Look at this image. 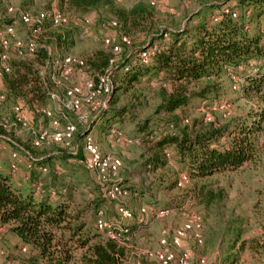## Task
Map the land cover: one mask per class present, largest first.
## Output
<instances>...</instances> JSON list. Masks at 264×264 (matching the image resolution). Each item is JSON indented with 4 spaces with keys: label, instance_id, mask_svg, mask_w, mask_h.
<instances>
[{
    "label": "rangeland",
    "instance_id": "374dc122",
    "mask_svg": "<svg viewBox=\"0 0 264 264\" xmlns=\"http://www.w3.org/2000/svg\"><path fill=\"white\" fill-rule=\"evenodd\" d=\"M115 1L125 8L132 7L138 1L146 2ZM156 1V6L146 2L152 18L141 26L126 31L120 23L118 27L109 26V22L116 18L103 9L79 14L61 6L57 0H19L15 5L17 12L9 15L6 11L8 0H0V28L14 24L16 35L27 40L33 37L35 27L20 21L18 15L21 11L61 12L68 21L63 27L69 31L72 43L63 51L57 48L56 43L48 44L46 38L39 44L48 48L52 59L71 55L84 61L85 67H76L69 81V85L80 86L89 79L96 82L97 76L103 72L91 65V62L97 60L99 53L121 60L143 47L150 37L159 38L158 34L163 30L187 29L189 34H195V27L200 23L216 25L214 18L220 17L224 9L234 10L238 17H243L245 29L250 34L264 33V19L253 16L254 6L246 0ZM222 7L225 8L222 10ZM85 19L89 20L86 25ZM122 36H127L130 43L123 44ZM168 39L169 34L165 41ZM159 43H163V40L157 39L155 45L158 46ZM113 45H118L120 51L115 52ZM9 54L10 61L21 59L13 46ZM138 58L140 59V54ZM246 73V68L224 67L219 76L190 84L189 93L193 98L188 105L174 113L158 109L163 102V93L167 95L173 90V85L166 80L143 77L130 88L117 93L114 91L109 96L92 95L83 89L80 96L82 112H70L62 125L70 121L77 126L73 146L78 144L85 132H91L103 154L121 158L123 166L119 178L128 193L118 201L109 199L106 186L99 183L95 174L87 167L82 152L81 159L70 157L63 160L60 152L67 151V148L54 143L39 149L45 154L52 153L48 170L41 172L36 179L31 175L28 179H23L22 188L31 187L37 194L43 190L64 196L72 214L78 217L77 223L85 225L84 233H98L104 239H110V235L100 232L96 227L99 212L102 211L106 219L118 220L117 207L120 204L130 207L135 218L123 222V226L129 231L122 235L115 233V239L127 250L124 264H159L150 254L164 250L161 240L166 239L170 244L177 229L196 216L202 219V230L198 233L201 241L197 240L194 232H190L182 243L183 249L190 253V264H199L198 261L202 258L208 264H264V130L259 135L256 160L237 170L199 179L190 176L189 168L179 162L177 150L172 145L165 148V153L170 156L163 158L162 165L151 164L154 155L152 147L156 139L143 140L144 134L139 131V126L147 123L153 131V138L166 132L185 130L193 134H215L220 144L230 143V132L239 121L247 120L251 115L264 116V94L245 90L248 86ZM53 89L59 100L64 98V87ZM58 99L48 97L42 107L58 112L61 108V101ZM14 103L16 102L13 100L8 102L7 114H12ZM123 105L131 110L124 114L123 120L112 123L109 131L99 130L97 125L102 123L99 121L102 113L107 108ZM220 105L225 108H220ZM23 107L25 120L31 127L51 129L49 120L38 115L29 105ZM28 129L12 132L10 136L6 134L10 141L0 140V168L10 169L11 151L15 143L23 147L30 144L31 132ZM25 156L22 152L18 169L11 171L12 175L22 178V175L26 176L31 172L28 167L30 162ZM183 174H188L190 180L178 187L177 181ZM33 184H41L39 192ZM210 193L216 195V198L207 204ZM54 201L53 199L52 203ZM142 207L147 209L144 214L140 213ZM56 234L60 236L62 232L56 231ZM167 248L176 255L180 252L171 245ZM82 253L83 250L77 251L78 256ZM0 264L48 263L40 259L37 250L14 235L9 225L0 222Z\"/></svg>",
    "mask_w": 264,
    "mask_h": 264
},
{
    "label": "trees",
    "instance_id": "16d2710c",
    "mask_svg": "<svg viewBox=\"0 0 264 264\" xmlns=\"http://www.w3.org/2000/svg\"><path fill=\"white\" fill-rule=\"evenodd\" d=\"M57 1L61 6L79 14L103 9L115 16V20L126 31L152 18L149 5L144 1L136 2L130 8L119 6L115 0ZM246 1L254 6L253 16L264 19V0ZM231 13L236 12L232 10ZM231 13L222 11L220 17L214 18L216 25L198 24L195 34H189L187 29L163 30L158 34L159 38L150 37L143 47L121 60L99 53L91 65L104 71L113 61L115 93L130 88L143 77L170 82L173 90L167 95L163 93V102L158 108L168 113H174L189 104L193 98L189 93L190 84L217 77L224 67L246 68L248 86L245 90L264 94V33L250 34L245 29L243 17H238L237 13L233 17ZM36 28H39V42L46 38L48 44L56 43L62 51L72 43L70 33L63 25L53 26L50 21H46ZM168 34L169 39L165 41ZM157 39L163 40V43L156 45L158 51L150 57L148 63H143L138 58L140 52L154 46ZM50 59L52 55L44 45L39 47L33 59L11 61L12 72L2 79L8 100L22 102L25 107L29 105L42 116L39 109L49 96L40 80L39 66L46 65ZM111 108L102 113L100 125L95 123L101 131L111 130L112 123L121 122L124 114L131 111L126 105ZM1 117L0 114V121ZM248 118L239 121L233 128L230 132L231 142L228 144H220L215 134H193L185 130L170 131L153 138V131L147 123L140 125L139 131L144 134L143 140L156 139L152 147L154 155L151 164L162 165L163 158L167 156L165 148L172 145L177 150L179 162L189 168L190 176L199 179L237 170L256 160L259 135L264 130V116L251 115ZM6 134L0 125V140ZM25 148L34 157H39L34 162V168L29 169L32 178L36 179L41 175L37 167L48 165L52 153L45 154L30 144L25 145ZM60 155L63 160L73 157L68 151L60 152ZM73 158L82 157L79 154ZM12 176L11 169L0 168V222L9 225L14 235L37 250L40 259L48 264H124L126 247L116 240L104 239L98 233H84L85 225L77 223L78 217L72 214L64 196L43 190L37 194L31 187L23 189L13 181ZM215 198L216 195L210 193L206 203L210 204ZM56 231L62 234L57 236ZM78 250H83L80 256L77 255Z\"/></svg>",
    "mask_w": 264,
    "mask_h": 264
},
{
    "label": "built area",
    "instance_id": "2783aa9c",
    "mask_svg": "<svg viewBox=\"0 0 264 264\" xmlns=\"http://www.w3.org/2000/svg\"><path fill=\"white\" fill-rule=\"evenodd\" d=\"M19 0H8L6 11L9 15H14L17 12L15 7ZM149 5L156 6V0H145ZM224 12L231 13L229 9H224ZM233 17L236 13H231ZM20 21L24 24H31L35 27L33 31V37H29L27 40H23L16 35V30L14 24H7L0 28V114L2 115L0 125L4 128L6 133L10 136L12 132H18L20 129H28L31 132L30 145L32 148L40 149L46 144L54 143L67 148L68 153L76 156L82 152L84 160L87 167L92 171L99 183L106 186L107 197L111 200L118 201L120 197H124L128 193V189L123 184L122 179L119 178L120 170L123 166L121 158L111 155L103 154L95 139L93 138L91 132H85L76 146H73L75 141V136L77 133V126L75 123L66 121L62 125V121L67 118L70 112L80 114L81 108V98L83 89L90 92L92 95H111L114 91V80H113V68L111 65L105 69L101 74L97 76L96 82L92 80L85 81V84L80 85H69V81L74 74L76 67H85L84 61L75 59L71 55H64L58 59H50L47 61L44 68L39 66L40 80L47 91L48 96L51 99H58L53 87H64L65 95L61 101V108L58 112L51 108L41 107L39 110L44 118L49 120L51 129L46 128H34L25 120L24 107L22 104L16 102L13 104L11 109L12 114L6 113V107L9 102L6 91L4 90L1 80L6 74L12 72V65L10 61V49L13 46L16 50L17 56L21 59H33L35 58L37 51L40 47L38 35L39 28L36 27L44 24L46 21H50L53 26H62L68 23L65 16L59 11L52 12H37L32 13L30 11H21L18 15ZM89 23L88 19H85V25ZM109 26L118 27L119 23L117 20H112L109 22ZM123 44H129L130 40L127 36H122L121 38ZM113 50L115 52L120 51L118 45H113ZM158 51L156 45L144 49L140 52V60L143 63H148L152 55ZM127 69V68H126ZM84 86V87H83ZM236 89V86H234ZM36 107V106H35ZM220 108H225L220 105ZM31 113L33 111L31 110ZM120 134V133H119ZM1 139H6L10 141L8 136H4ZM69 148V149H68ZM22 152L25 157L28 158L29 169L34 168V162L38 160L39 157H34L29 150H27L23 145L16 144L14 149L11 151L12 162L9 165L11 171H16L18 169L19 163L21 161ZM170 155L167 153V157ZM37 169L41 172H46L48 170V165L38 166ZM190 176L188 174H183L177 181V186L181 187L188 183ZM36 191H40V185L33 184ZM147 211L146 208L142 207L140 213L144 214ZM118 220L106 219L103 216L102 211L96 219V227L102 233H107L110 235V239H115V233L122 235L127 233L128 228L123 226L124 221H129L135 218L134 211L127 205L120 204L117 207ZM202 230V219L196 216L191 222L184 224L181 228L177 229L175 237L172 239L170 244L166 239L161 240V244L164 246V250L158 251L155 254H150L159 264H190L191 256L187 250L182 247L183 239L188 233L194 232L197 240L200 242L201 239L198 237L199 232ZM117 241V240H116ZM172 246L180 250L179 254L176 255L173 250L167 248V246ZM199 264H208V262L202 258Z\"/></svg>",
    "mask_w": 264,
    "mask_h": 264
},
{
    "label": "crops",
    "instance_id": "0c3cea01",
    "mask_svg": "<svg viewBox=\"0 0 264 264\" xmlns=\"http://www.w3.org/2000/svg\"><path fill=\"white\" fill-rule=\"evenodd\" d=\"M26 158V157H24ZM27 159V158H26ZM28 160V159H27ZM30 176V173H28L26 176L25 175H22V178L20 177H17L15 174H13L12 178H13V181H15V183L21 187H23V179H28Z\"/></svg>",
    "mask_w": 264,
    "mask_h": 264
}]
</instances>
